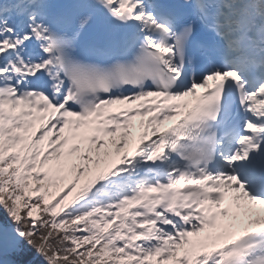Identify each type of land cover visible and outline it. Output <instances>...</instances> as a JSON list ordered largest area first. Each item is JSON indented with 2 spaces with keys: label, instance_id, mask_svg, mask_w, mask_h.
<instances>
[{
  "label": "snow or ice",
  "instance_id": "obj_1",
  "mask_svg": "<svg viewBox=\"0 0 264 264\" xmlns=\"http://www.w3.org/2000/svg\"><path fill=\"white\" fill-rule=\"evenodd\" d=\"M0 264H264V0H0Z\"/></svg>",
  "mask_w": 264,
  "mask_h": 264
}]
</instances>
